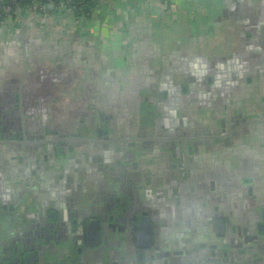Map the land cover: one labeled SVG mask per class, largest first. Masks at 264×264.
Here are the masks:
<instances>
[{
	"label": "crops",
	"instance_id": "crops-1",
	"mask_svg": "<svg viewBox=\"0 0 264 264\" xmlns=\"http://www.w3.org/2000/svg\"><path fill=\"white\" fill-rule=\"evenodd\" d=\"M97 14L82 15L77 22L73 17L70 21L67 16L31 13L23 16V24L15 31L0 27V120L8 119L12 107L29 108L39 113L28 117L24 112L26 122L40 119L76 133L83 129L81 134L93 140L99 136L95 126L100 122L118 134L126 131V124L144 126L153 133L169 132L174 119L176 124L191 126L190 130L205 125L208 133L228 123L239 127L211 144L204 139L195 144V137H186L185 146L193 150L184 160L188 161L187 186L194 188L192 197L172 196L171 188L181 179L178 150L183 147L178 143V150L168 144L144 150V155L135 150V158L144 164L140 173L148 178L130 181L127 187L136 194L134 201L145 205L136 211L134 221L150 217L151 240L160 249L173 242L177 248L180 239L185 242L194 234L196 241L203 242L200 235L208 205L212 214H220L214 221L216 229L220 221L224 224L222 233L217 230L220 237L233 228L257 229L264 208V0H211L208 4L204 0H114L107 16ZM160 26L172 28L170 39L156 36ZM16 78L24 79V84L15 82ZM117 124L121 129L115 130ZM155 151L158 160L151 155ZM88 154L96 166L105 159L103 150ZM162 160L165 168L157 165ZM77 165L70 173L60 166L52 168L55 186L45 189L47 184L39 183L40 194L32 193L13 209L16 220L8 224L16 236L12 257L31 244H52L62 250L71 248L88 264L123 262L129 249L126 232L109 234L111 242L121 241L117 245L103 243L100 235L103 244H94L95 249L74 245L71 234L62 238L59 232V204L69 201L59 193L62 177L89 186L82 191L64 185L69 190L66 196L78 204V215L82 207L98 215L105 203L100 201L105 194L93 203V179L85 166ZM91 169L97 174V168ZM111 182L120 189L127 181L113 178ZM42 191L51 196L42 197ZM117 195L120 201L133 202L124 190ZM74 218L78 217L71 216L70 227ZM22 237H28V246ZM130 252L127 264L154 262L146 263ZM112 253L118 257L109 256Z\"/></svg>",
	"mask_w": 264,
	"mask_h": 264
},
{
	"label": "flooded vegetation",
	"instance_id": "flooded-vegetation-1",
	"mask_svg": "<svg viewBox=\"0 0 264 264\" xmlns=\"http://www.w3.org/2000/svg\"><path fill=\"white\" fill-rule=\"evenodd\" d=\"M15 82L24 84L25 81L22 78H16ZM12 87L14 88V86L10 88ZM23 88L27 89V86L25 85ZM14 108L12 107L9 109L10 118L8 117L5 121L0 120V264H88L84 257L78 258V255L73 253L71 248L66 247L62 250L61 248H56V246L52 244H47L43 247L37 245L35 247L32 244L29 245L30 241H28V237L22 238L25 240V246L29 245L30 248L26 251L19 252V254H17L18 256L12 257V252L14 250L16 251L14 244L16 243L15 230L11 227H5L1 223V221L6 220V218L12 219L11 223H14L16 220V213L13 209L16 206H22V203L28 201L27 198L32 195V193H36V196H38L40 192L36 190V187L39 183L42 184L45 182L47 184V187H44L45 189H51L55 186L52 175H50V170H52V168H58L60 166L64 168L65 172L70 173L72 168L77 164L79 168L81 165L85 166L93 179L92 182L89 181L90 184L93 183V185L90 186V196H92L93 203L96 202L97 198H100L102 194H105V196L102 197L100 201L105 200V203L98 208V215L93 210L95 209L94 205L92 208L90 207L93 213H88V208L82 207L83 213L78 215V204H73L75 199L71 196H66L69 194V190L67 187L65 188L64 185L69 184L72 190L81 189L82 191H88L89 186L85 181L76 180L75 182L70 176H68L66 180L65 177H62L61 181H63V183L59 185V193L62 195L63 199L67 198L69 201L64 204H59L62 210L59 216L60 221L58 222L60 227L59 232L62 238H66L71 234V240L74 245L83 244V246L87 248L88 244L91 245L93 249H95V247H93L94 244L102 246L105 241L107 244L117 245L115 243L120 244L121 241L117 240L113 243L108 240V236L109 234L115 235L123 231L126 232L125 242L129 245L128 248L131 251L130 253L142 260L145 259L146 263L153 260V264H207V260L219 258L222 255V249L227 250V248H229L228 250H230V247L233 246L232 241L234 238H232V232H228L227 235L223 237L217 235V230L219 233L223 232L224 224L220 221L217 223L218 229H216L214 221H216V215L220 214H212V208L208 205V208L204 207L205 210L203 214L204 224L202 225V230H204V234L200 235V239L202 238L204 240L203 242L199 243L196 241L194 238L196 236H194V234V237L191 236L185 242L180 239V244L178 242L177 248L176 243L173 242L167 249H160V245L158 243H152L151 240L150 233L152 223L150 217L141 216L139 219H136V222L134 221V214L136 211L139 208L145 207V205L134 201L136 194L134 195L131 187H127V184H129L130 181L135 182L136 180L145 182L143 178H145V180L148 178V174L143 177L140 173L144 164L138 162L135 158V150L139 155H144V150H153L154 147L159 148L166 144H168L170 148H177L178 150V145L176 144L178 143L183 147L182 150H178L182 160L179 164L181 179L177 182L176 186L171 188L172 196L180 195L182 199L192 197L191 193H193L192 191L194 188L187 186L188 161L185 162L184 160L186 155L193 153V150L189 151L191 147L185 146L187 145L186 137H195V144L201 143L203 139L211 144L215 141L221 142L222 135L238 131L239 127L237 129L230 125V128H228V125H223L221 127H216L215 132L211 130V133H208L207 126L205 125L193 126L194 128L192 130L194 131V136H192V130L189 128L191 126H186L185 123L176 124V120L174 119L175 121L172 120V127L169 128V132L160 133L158 131L153 133L150 132L149 129V131L146 130L147 128L144 126L137 127L136 125L131 126L126 124L124 126L126 131H122L118 134L117 132L107 130L103 122H100L95 126L99 130V136H97V139L93 140L85 137V134L76 133V131L70 132L67 131V129L59 130L56 125H49L46 121L42 122L40 119L39 122L35 123L26 122L24 121L26 118L23 119L24 112L28 117L32 115V113L37 115L39 112H37V110L31 112L29 108H24V110L19 108L17 110V107ZM118 128L121 129L119 124H117L115 130H118ZM91 141H94V143ZM102 150L103 152L105 151V159L103 161H98L97 163L99 164L96 166L92 162V157L86 154L88 151L93 154L96 151L102 152ZM158 154L157 151L151 153L157 160ZM121 157H123L124 162H122ZM164 161L165 160L158 161L157 165H163L165 168L166 164ZM93 167L94 170L97 168L96 173L99 175L92 173L93 170H90V168ZM169 171L172 175V169ZM113 178H121L122 182H127L122 183L123 185H121L120 189L119 187L115 189L111 182ZM67 181L69 183H66ZM169 182L174 184L172 179H170ZM97 189H99V191H97ZM120 190L127 192L133 202L129 201L128 203L126 199L120 201L117 195ZM200 191L199 189L197 192ZM42 193L44 192L42 191ZM188 193H190V195ZM48 194L49 196L47 193H44L42 197H50L51 193ZM83 197L87 199L88 195H84L83 193ZM173 200L172 198V205H174ZM79 201L82 202L83 200L79 198ZM72 215L78 218H74L75 222L73 226L70 227V218ZM143 217L149 218V229L146 223H143L140 227L139 222H141ZM110 219L112 221H110ZM95 222L98 224L96 225ZM250 231L251 228H248L241 232L250 235ZM136 233H138L139 238L138 244ZM100 235H102V238L104 236L103 243L100 240ZM47 242L51 241L47 240ZM236 242H239V239H237ZM230 244L232 245L230 246ZM129 249L127 250V256L122 257L123 262H117L114 259L113 263L127 264L126 262L129 260ZM78 250L80 251V248ZM66 251L67 253H65ZM43 254L45 256L44 260H42ZM110 255L113 258L118 257L113 253L109 254V256ZM60 257V260H62L61 262L58 261ZM223 258H227V256ZM227 260L228 262L222 264H231L230 258H227ZM131 264L134 263L131 262ZM136 264H139V262L137 261Z\"/></svg>",
	"mask_w": 264,
	"mask_h": 264
},
{
	"label": "built area",
	"instance_id": "built-area-1",
	"mask_svg": "<svg viewBox=\"0 0 264 264\" xmlns=\"http://www.w3.org/2000/svg\"><path fill=\"white\" fill-rule=\"evenodd\" d=\"M114 0H0V27L15 31L23 24V16L36 13L43 17L71 16L77 22L82 15L109 9ZM52 6V7H51ZM81 17V18H80Z\"/></svg>",
	"mask_w": 264,
	"mask_h": 264
},
{
	"label": "water",
	"instance_id": "water-1",
	"mask_svg": "<svg viewBox=\"0 0 264 264\" xmlns=\"http://www.w3.org/2000/svg\"><path fill=\"white\" fill-rule=\"evenodd\" d=\"M228 128H230L229 123ZM189 151H192V149L190 148ZM259 218L257 229L251 230L250 235H246L234 228L235 230H232V238H234L232 241L233 246L230 244V250H228L229 248L227 250L222 249V255L217 259L207 260V264H222L228 262L227 258H230L231 264H264V209ZM95 223L96 225L98 224L97 222ZM139 223L140 227L143 223H146L147 228H150L148 217H143ZM237 239H239V242H236ZM226 256L227 258H223Z\"/></svg>",
	"mask_w": 264,
	"mask_h": 264
},
{
	"label": "rangeland",
	"instance_id": "rangeland-1",
	"mask_svg": "<svg viewBox=\"0 0 264 264\" xmlns=\"http://www.w3.org/2000/svg\"><path fill=\"white\" fill-rule=\"evenodd\" d=\"M203 2V1H202ZM204 2L206 3V4H208V3H210L211 2V0H204ZM106 9L105 8H103V10H101V11H98V14H97V16L99 15V16H105L106 15ZM95 12V11H94ZM107 16V15H106ZM68 19L71 21L72 20V18H71V16H68ZM87 19H89V18H87ZM92 19V18H91ZM90 19V20H91ZM107 19H108V17H107ZM92 27V26H91ZM93 28V27H92ZM4 29V28H3ZM171 27L170 28H168V27H159V28H157V31L155 32L156 33V36L157 37H159V34H160V36H164V38H168V39H170V37H168V33H170V31H171ZM89 30H91V29H89ZM10 32H12V31H10ZM165 40V41H164ZM164 40H162V37L160 38V41L161 42H166V40L167 39H164ZM168 47V46H167ZM135 63H138V62H135ZM80 132L81 133H85L84 132V130L83 129H81L80 130ZM12 222V219L10 220V218H6V220H3V221H1V223H2V225L3 226H5V227H8V225L7 224H9V223H11ZM106 256H107V254H105Z\"/></svg>",
	"mask_w": 264,
	"mask_h": 264
}]
</instances>
